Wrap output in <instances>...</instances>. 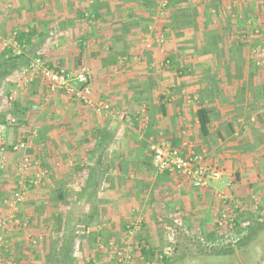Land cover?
<instances>
[{
    "label": "crops",
    "instance_id": "1",
    "mask_svg": "<svg viewBox=\"0 0 264 264\" xmlns=\"http://www.w3.org/2000/svg\"><path fill=\"white\" fill-rule=\"evenodd\" d=\"M2 1L11 5L5 6ZM6 1L0 0V29L26 31L33 28L34 23L26 27V23L13 25V21L5 23V19L12 15L16 21L24 16V19L36 18L38 7L40 12H45L46 18L55 17V11L50 10L56 8L55 0H45L43 6L35 2L31 9L21 0ZM67 1L72 2L64 0V3ZM79 1L81 4L75 3L72 9L77 11L81 29L64 30L60 45L48 38L53 29H42L40 37L33 39L39 49L36 55L43 54L50 61L48 66L69 74H75L81 67L87 68L93 102L107 105L109 109L94 110L62 93H49L43 79L35 76L24 98L32 104L22 116L24 122L18 119L14 126L0 128L2 165H16L20 153L12 152L11 147L29 134L31 143L27 155L37 167L47 172L43 182L29 189L17 208L20 219L23 214L29 218L23 219L31 223L42 222L34 232L36 236H27V243L32 239L36 243L45 242L49 236L56 240L66 230H71L78 233L74 243L77 244L78 227L82 226L80 243L86 241L96 248L103 242L108 243L110 254L120 246H125L126 252L139 253V244L146 242L157 255L170 251L173 255L178 247L166 249L163 246L167 242L173 240L177 245L182 237L192 241L197 240L198 234H208L217 225L223 209L232 211V216L242 221L254 217L251 206L247 208L253 196L247 191L263 172L256 166L259 161L254 146L259 147L264 139V75L251 69L252 73L244 78L240 70L247 68V61L230 58L224 51L219 52L217 59L205 61L206 67H213L205 72L206 84L202 80L199 82L195 68L190 69V77L173 71L171 61L165 58L167 55H160L159 51L152 54L145 50L137 63L134 56L139 53L133 47L138 46L143 36L138 33L141 29H131L136 24L126 28L121 25V20L133 12L132 3L150 0ZM171 1L184 3L190 0ZM209 1L215 2L207 7H210L212 17L217 14L216 20L223 33L231 26L239 29V32L243 31L241 42H250L244 34L246 29H259L264 24V5H260L264 0L242 1L248 5L254 2L250 8L255 16L248 20L245 10L240 9L242 4L229 5L233 0ZM138 9L139 13H144H134L136 18L154 19V13L158 15L140 4ZM197 11L204 15L200 7ZM100 19L111 20L110 27L100 28ZM85 20L91 26L85 25ZM166 65L171 68L164 71ZM234 66H239L237 71L233 70ZM72 79L70 84L79 86ZM203 92L204 104L202 100L197 103ZM198 104L209 111L206 137L198 131ZM152 145L177 148L183 155L203 153L206 165L221 171V178L197 189L178 175L157 173L151 162ZM29 172L33 173L32 170ZM215 193L222 194L225 201L222 202ZM7 199L0 196L1 201ZM43 208L45 212L40 214ZM41 232L46 233V238ZM2 234L6 237L10 233L0 231V239ZM205 241L196 243L208 245L213 242ZM3 242L4 253L8 255L10 242L6 239ZM90 259L75 263H96Z\"/></svg>",
    "mask_w": 264,
    "mask_h": 264
},
{
    "label": "rangeland",
    "instance_id": "2",
    "mask_svg": "<svg viewBox=\"0 0 264 264\" xmlns=\"http://www.w3.org/2000/svg\"><path fill=\"white\" fill-rule=\"evenodd\" d=\"M43 1L45 0H21L20 2L22 4L24 3L25 7H29L31 9L34 7L35 2L38 3V6H43L44 4ZM71 1L72 2L67 1L66 3H64V0H62V2L61 0H55L54 6L56 8L50 9L53 10V12L55 11L53 13L55 14L54 15L55 17L46 18V16L44 15L45 12L43 13L40 12L39 11L40 8L38 7V17L36 18L33 17L29 19H24L25 17L24 16L23 18H20L18 21H16L14 15H12V17L5 19L6 20L5 23H8L9 21H13V25H19V23L22 22V23H26V27L27 24L29 26L30 23H34L35 25H33V27L36 26L39 32L43 31L42 29H49L50 27V29H53V31H51V34L48 35V38L50 39L51 42L59 43L60 45L61 40L63 39L62 32L64 30H70L76 28L81 29L80 26L82 24L80 25L81 22L80 20L77 19L76 16L77 11L72 9V5L74 6L75 3L81 4V1L79 0H74V1L71 0ZM162 1L163 0H160V2L159 0H150L148 2L132 3L134 10L131 13V15H127L128 16L127 18L121 17L124 18L121 20V25H124L126 28L130 29L132 25L136 24V26H134L131 29H141V31H139L138 33L140 34L139 36H141V34L143 35L139 39V43H138L139 48H137L138 46L136 44L133 47L135 52L139 53L137 54V56H134V61H137V63H139L138 61L139 58L143 56L144 55L143 52L147 50L145 48V45L149 44L150 47L148 48V51L152 52V54H154L155 52L157 53L159 51L160 55L161 53H163L162 55L166 54L167 56L173 57L172 59L174 65L171 63L173 67L171 68V66L166 65V67H164L163 69L165 68L167 69L168 67L171 68L173 71L174 70L178 72L180 71L182 73V76L184 77L187 75L190 77L191 76L189 72L190 69L195 68V71L199 75L197 78H200L199 82H201L200 80H202L203 84H206L207 76L205 72L208 69L211 70L213 67L212 66L206 67L204 65L205 61L211 58L217 59L219 57V52L224 51L227 54V56L230 58L234 57L235 60L243 59L247 61L248 63L247 68L241 67L240 70L244 78L252 73L251 69L252 70L257 69V71H259L258 73L264 75V66H263L264 24H262V27L261 28L259 27V29H252V30L246 29L245 31L246 33L244 34L246 39L249 38L250 42H243V41L241 42V40L243 39V34H242L243 31L241 32L240 30L239 32V29H232L231 26L228 27V29H226L227 30L226 33H223L224 31L223 29H220L219 21L216 20L217 14L215 15L213 14L214 15L213 17L211 16L210 7L213 3H215L214 1L208 0L205 2V0H203L202 3H199L195 0L194 1L190 0L184 3H177V2H172L171 0H166L168 1L166 9L160 10V3ZM218 1H219L218 3H220V0ZM242 1L244 0H240L239 2H237V0H233L230 3L228 2L227 3L229 5L235 4L236 6L237 4L238 6L239 4L240 5L242 4L243 8L240 7V9L241 11L245 10V17L247 18V20L250 18H254L255 15H253L252 13L253 11L250 8L251 6H253L254 2L253 3L250 2V5H248V4H244L245 2ZM3 3H5V6L11 5V3L9 4V2L7 1ZM47 4L50 7L51 4L48 1ZM139 4L142 6V8H145V10H149L151 12H157L158 15L156 16V14L154 13L153 15L154 19L151 18L145 19L143 17L136 18L134 16V13L137 15L138 14L141 15L144 13V11H141L140 13L138 12ZM205 4H207L206 7ZM260 5L263 6L264 3ZM119 6L121 5L119 4ZM198 7L203 9V13H204L203 16H201L197 11ZM206 10L208 12H206ZM62 13H64V15H61ZM87 18H90L89 14H87ZM47 19L48 21L46 22ZM263 19L261 20L263 21ZM88 20H85L83 23L89 27L91 26V23ZM234 20H236L235 17ZM111 23L112 22L109 19L106 20L100 19L99 27L104 29V27L105 28L110 27ZM147 23L149 26V27L147 26L148 28L145 27ZM8 26L9 25L6 24L7 28H9ZM17 27L20 28V26ZM14 30L15 29H0V52H2L3 49H8V48L15 49L14 47L15 44L13 42ZM257 30L258 33L255 32ZM160 39L163 40L162 43L158 42V40ZM137 42H138V38L136 40V43ZM139 44H141V47ZM38 55H39L38 57H41L44 61H46V63L48 64L50 63V61L43 54H38ZM195 62H197V64ZM257 62L259 63V65L256 64ZM193 64L196 65L193 66ZM238 68L239 66H234L233 70L237 71ZM166 69L164 71H167ZM218 70L220 69L218 68ZM30 85L31 83L27 84L26 82H24L23 77L17 73L9 78L5 86V91L10 92L9 93L11 94L10 98L16 99V101H21L22 104L26 105L27 109H29L32 106V104H30L28 100L27 102H25L26 100L24 101V98L26 97L27 91L28 92L30 91ZM204 94H205L204 92L203 95L200 93L201 99L197 100V103L202 100V103L204 104L205 101ZM7 105L5 100L1 101L0 111L5 113L8 109ZM262 117H264V114L262 115ZM16 119L17 120L19 119L18 120L19 122L20 121L24 122V118H22L20 114L17 115ZM254 148H255L254 152L257 154L258 157L257 161H259L258 164L256 163V166L257 168L262 169L263 172L262 173L260 172L259 177L261 178L258 177V179L254 180L256 183H254L251 187L249 186V188L246 187L244 189L247 190L248 188L247 192H250L253 198H256V200L261 204L264 203V139L261 140V145L259 147L254 146ZM7 165L8 164L2 165L0 163V196L2 199H7L11 197L12 193L10 192L14 191L17 182L16 180L18 178L15 167L16 165H14V163L9 164V167ZM12 183L13 185L11 187L10 185ZM19 204H17V208ZM250 206H252V203L247 205V208H250ZM44 209L45 208H43V210H40V214H43L45 212ZM222 211L224 212L226 210L223 209ZM229 213L232 214V211L229 210ZM18 218L20 217L18 216ZM23 218H28V216L22 214V219H21L23 223H26V227H18L19 229L14 227L11 228L10 230H4V231H8V233L10 234L9 236L6 237L5 235L2 234L3 238L0 240V264H4L7 262L11 264H48V261L44 259H46L47 257L46 255H49L48 251H50L54 246V243L56 242L55 238H53V236H49L48 238H46V233L44 234L41 232L43 234L42 236L46 238L45 242L38 241L36 244L33 245L31 243L33 240L32 239L28 244L26 241L27 236L28 237L29 236L33 237L32 235L36 236L37 234H35L34 232L38 229V227L41 226V224L39 223L42 222H38L37 224L35 223V221H33V223H31L28 220L29 218L27 219L28 221ZM250 219L248 218L247 221V222L250 221V225L244 224V222L247 223L246 220L244 221H241V219L238 220L241 223L243 222L242 225H240V227H242V233L240 234L241 235L240 237L243 236L245 237L246 235L248 237L246 238L248 242L245 243L244 245L243 242L241 244H238L236 239H234L231 242L227 238L219 239L215 242V244L213 241L211 244L209 243L207 245V244L196 243V241L199 242V240L196 239L191 241V239L189 238L187 239L185 237H182L181 238L182 240L180 242L182 244L178 243L177 245H175L173 240H171V242H167V244L163 246L166 249H174V247H178L176 250L177 252L175 251L173 255L171 251L168 252L169 257L167 263L169 264H264V222H263L264 219L262 217V220H260L259 223L261 225H256L252 223V221L257 219L256 217H254L251 220ZM253 226H255V228ZM252 227L254 229L253 232H251ZM78 232H79V236H78L79 242L77 244H74L73 250L71 252V259L68 262V264H76L75 262L77 260L87 262L86 259H90V258L91 261L94 260L96 262L95 264H115L118 259L125 260L123 264H148L139 255L138 252H132V251L131 253L126 252V250L128 249H124L125 246H120V248L115 249L114 253L110 254L109 249L107 248L108 243L103 242L102 244H100L101 247H97V248L94 247L92 243H87L86 241H83L84 244L80 243V239H82V233H83L82 226L78 227ZM247 232H249V234ZM169 236L171 237V235ZM198 236H203V234H198ZM198 236L197 239L200 238ZM3 239H6L7 242H10L9 243L10 252L8 253V255L4 253ZM23 242H25V244ZM218 249L220 250L222 249L221 254H225V252H229V254H225V255L212 254L215 253ZM156 256L158 255L156 254ZM152 264H156V263L152 262Z\"/></svg>",
    "mask_w": 264,
    "mask_h": 264
},
{
    "label": "built area",
    "instance_id": "3",
    "mask_svg": "<svg viewBox=\"0 0 264 264\" xmlns=\"http://www.w3.org/2000/svg\"><path fill=\"white\" fill-rule=\"evenodd\" d=\"M168 2L163 0L160 3V10H165ZM162 39L158 40L162 43ZM149 44L145 45L148 49ZM23 77L24 82L31 83L35 76L43 79L46 89L49 93H62L65 97L78 101L82 105L94 110H108L107 105H97L91 98L90 88V73L85 67L79 68L75 74H69L61 69L49 67L43 59L36 57L31 60L27 69L19 73ZM71 78L76 81L79 86L74 87L70 84ZM7 124L14 126L17 124V119L13 116L8 117ZM34 134V133H33ZM29 134L20 138V140L11 147L12 152L19 154L20 159L16 164V172L18 179L8 201L0 200V231L10 230L14 227H26L17 216V204L21 203L29 189L38 187L46 177V170L37 167L27 155V150L30 146ZM31 135V134H30ZM28 136V137H27ZM33 136V135H31ZM1 151V150H0ZM151 162L154 170L161 174H175L183 181L188 182L192 187L201 189L208 186L210 182L218 181L221 178V171L210 168L204 161L203 153H191L183 155L177 148H170L165 145H152L150 147ZM32 170L31 176H28ZM217 197L224 202V196L220 193H215ZM251 211L258 213L259 217L256 221L262 220L264 210H260V203L256 198H251ZM233 218L228 210L221 213L217 225L223 227L226 225L228 229L233 228ZM257 218V217H256ZM1 240V239H0ZM200 243H204L203 238L198 239ZM33 245L36 241L31 242ZM116 249V248H115ZM125 260L118 259L115 264H123ZM4 264H11L9 262Z\"/></svg>",
    "mask_w": 264,
    "mask_h": 264
},
{
    "label": "trees",
    "instance_id": "4",
    "mask_svg": "<svg viewBox=\"0 0 264 264\" xmlns=\"http://www.w3.org/2000/svg\"><path fill=\"white\" fill-rule=\"evenodd\" d=\"M40 33L41 32H39V30H37L36 27L27 29L26 31L24 29L23 30L15 29L13 31V42L15 44L14 45L15 49L8 48V49H3V51L0 52V102L5 100L6 105L8 104L7 105L8 109L5 113L0 111V128L12 127V125L9 126L7 124V119L9 116H13L16 118L17 115L20 114V116H23L26 113V111L30 110L27 109V107L26 108L23 107L21 101H16L10 98L11 94H9L10 92L5 91V86L10 77H12L17 73L19 74L23 70L27 69L31 60L38 57L36 53L39 51V49L36 48L35 43H33V39L37 37L39 38ZM165 58L169 59L173 64L172 56H166ZM196 120L198 124L199 133L201 134L202 137H206L209 133V122H210L209 111L204 107H202L200 104H198L196 108ZM260 210H264V203H261ZM252 213L254 217H257L258 219L259 217L258 213L257 214L254 212ZM254 217H252L251 219H253ZM237 218L238 217L233 218L234 225L232 229H228L226 225L223 227L216 225L215 228L211 230L208 234L198 237L203 238L204 241L206 240L205 242H209V241L215 242V240L217 239H226V238L231 242L234 239H236L238 244H241L243 242L244 245L245 243L248 242L246 240V238L248 237L247 235L245 237L244 236L240 237L241 236L240 234L242 233V228L240 227V222L238 221L240 219ZM246 221H248V218ZM254 221L256 222L255 223L256 225H261L259 223L260 221H256V220ZM244 224L250 225V221L247 223L244 222ZM253 227L255 228V226ZM253 227L251 229V232H253L254 230ZM60 229H58L59 232ZM247 233L249 234V232ZM77 234H78L77 232L74 233V231L66 230V232L63 233L59 239H56L54 246L50 251H48L49 255H46L47 256L46 261H48V264H66L70 261L71 251L76 241L75 237L77 236ZM139 245H140L139 255L146 261V263L152 264V262H155L156 264H169L167 263L169 254L162 253L156 256L155 254L156 251H154L152 247L148 245V243L145 242ZM221 250L218 249L215 253L212 254L221 255ZM225 254H229V252H225Z\"/></svg>",
    "mask_w": 264,
    "mask_h": 264
}]
</instances>
